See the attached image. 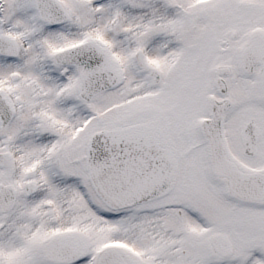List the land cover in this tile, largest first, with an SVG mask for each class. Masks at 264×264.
<instances>
[{
  "label": "snow or ice",
  "instance_id": "snow-or-ice-1",
  "mask_svg": "<svg viewBox=\"0 0 264 264\" xmlns=\"http://www.w3.org/2000/svg\"><path fill=\"white\" fill-rule=\"evenodd\" d=\"M0 264H264V0H0Z\"/></svg>",
  "mask_w": 264,
  "mask_h": 264
}]
</instances>
